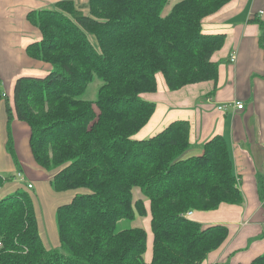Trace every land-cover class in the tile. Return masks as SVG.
<instances>
[{"label":"trees","instance_id":"1","mask_svg":"<svg viewBox=\"0 0 264 264\" xmlns=\"http://www.w3.org/2000/svg\"><path fill=\"white\" fill-rule=\"evenodd\" d=\"M169 1L59 0L28 13L41 37L25 53L49 69L16 78L9 116L28 123L35 160L53 186L80 190L57 206L60 246L48 249L30 193L1 195L0 174V264H145L146 229L117 224L145 216L146 201L154 236L148 264L200 263L228 238L227 225L187 214L243 200L225 138L217 134L186 156V119L133 137L156 108L142 94L157 90L158 72L170 89L218 77L212 55L225 35L205 33L202 20L230 0H179L164 12ZM253 19L264 45V19ZM95 78L96 97L85 98ZM252 264H264V252Z\"/></svg>","mask_w":264,"mask_h":264},{"label":"crops","instance_id":"2","mask_svg":"<svg viewBox=\"0 0 264 264\" xmlns=\"http://www.w3.org/2000/svg\"><path fill=\"white\" fill-rule=\"evenodd\" d=\"M57 1L0 0V100L5 97L13 104V86L19 75L48 72L47 63L25 53L26 45L41 37L27 15L32 10L54 6ZM74 1L80 4L87 0ZM177 1L170 0L164 12ZM255 16L264 19V0H230L202 20L205 33L225 35L222 47L212 55L219 63L217 79L170 89L164 75L158 72L157 90L142 94L155 101L156 108L134 138L150 137L171 121L186 119L190 122L191 145L185 155L189 156L200 154L209 139L222 135L243 193L240 203L222 202L215 209L188 213L204 225L221 223L230 230L220 247L209 252L202 262L192 264H252L264 252V45L260 41L263 28L253 19ZM233 52L236 58L231 61ZM234 101H242L244 106L219 108ZM137 191L135 198L141 195ZM146 206L147 214L138 222L148 233V264L154 236L148 201Z\"/></svg>","mask_w":264,"mask_h":264},{"label":"rangeland","instance_id":"3","mask_svg":"<svg viewBox=\"0 0 264 264\" xmlns=\"http://www.w3.org/2000/svg\"><path fill=\"white\" fill-rule=\"evenodd\" d=\"M79 3L81 4V1ZM100 82L98 78H95L90 83L84 97L94 99ZM9 102L10 100L5 97L0 100V174L6 178L1 188V195L13 192L18 187L27 190L32 197L44 245L48 249L59 248L57 206L69 202L75 192L80 189H57L53 186L51 172L35 160L30 144L28 123L9 116ZM18 172L23 173L26 180L17 177ZM28 182L32 183V187H28ZM137 190L139 189L136 187L135 195ZM141 220H143V216H137L134 220L122 218L117 225L119 228L142 226ZM150 233L151 229L149 237ZM146 258L145 253L144 259L146 260Z\"/></svg>","mask_w":264,"mask_h":264},{"label":"built area","instance_id":"4","mask_svg":"<svg viewBox=\"0 0 264 264\" xmlns=\"http://www.w3.org/2000/svg\"><path fill=\"white\" fill-rule=\"evenodd\" d=\"M236 58V53L233 52L231 55H230V60L231 61H234ZM228 105H233L237 108H242L244 106V103L242 101H234V102H229L228 104H222L219 106L220 109H224L226 108ZM17 177H19L21 180H26V177L23 175V173L21 172H18L17 174ZM28 187H32V183L31 182H28L27 183ZM188 213H190V211H188ZM187 213V214H188Z\"/></svg>","mask_w":264,"mask_h":264}]
</instances>
